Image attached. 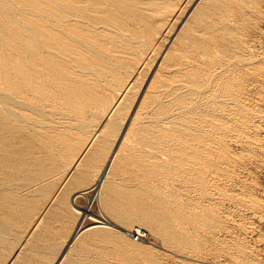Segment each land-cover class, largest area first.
Returning <instances> with one entry per match:
<instances>
[{
	"label": "rangeland",
	"instance_id": "rangeland-1",
	"mask_svg": "<svg viewBox=\"0 0 264 264\" xmlns=\"http://www.w3.org/2000/svg\"><path fill=\"white\" fill-rule=\"evenodd\" d=\"M197 2L177 0L168 11L156 17L154 28L146 37L150 42L149 60L140 70L136 87L123 99L122 109L119 107L116 111L117 116H128L129 110L138 109L150 126L149 131L147 129L145 140L139 135L134 136L136 133L125 132L126 136L123 133L117 149L124 156L112 164L101 191L96 186L98 177L116 147V141L109 148L100 149L96 143L90 145L91 131L95 126L90 113H78L77 117L83 115L89 119L87 127L72 129L74 132L70 130L72 140L64 135L70 142L67 141L64 148H54V174L48 173L43 180L33 178L30 181L19 177L8 180L11 183L7 181L8 187L14 190L9 188L12 194L21 198L25 196V199L28 196L24 207L26 210L32 207V211L30 213L22 207L24 213L14 210L15 214L10 210L5 211V215L0 214L3 215L0 216V225L5 220L3 225H9L6 231L12 234L0 244V259H5L4 264H8L13 256H46L49 264L57 263L69 236L61 233L64 232L62 216L49 215V211L51 206L66 197L65 203L72 210H69L70 232L77 227L82 233L80 244L71 250L73 257L63 260V264H264V0H205L211 5L205 7L202 4L201 8L205 7L210 17L200 22L198 29L209 45L208 54L213 60L201 58L193 51L195 59L181 63L183 72L175 76L172 85V92L180 90L183 94H148L151 100L141 101L147 91L162 89L159 80L165 72H161L157 65L162 63L170 41L184 20L191 19L192 6ZM174 48L172 53L176 51L184 56L192 53L191 49L187 52ZM145 83L150 88L144 93ZM193 87L200 91L192 93L190 89ZM109 96L111 98L112 94ZM192 102L196 104L192 105ZM186 107L189 111L183 113ZM24 113L31 120L32 131L39 135L48 136L50 133L52 137L66 130L63 125L68 118L63 113L50 109L42 114ZM165 121L168 124H163ZM174 127L178 128V133L173 131ZM159 134L168 138L163 148L165 153L173 157L174 150L184 157L182 170L185 172L178 168L175 158L170 165L162 164L157 168L148 164L157 159L156 152L162 153L156 145L166 139L164 135L158 139ZM67 146L71 147L66 149ZM179 149L184 154H179ZM135 150L140 151H137L140 155L136 152L140 157H134L135 160L125 157ZM14 183L18 184L15 186ZM81 191L86 193L75 198L80 214L74 210L71 200ZM105 192L108 200L104 198ZM107 201L111 209L107 207ZM6 214L14 216L7 217ZM129 214L134 217L130 218ZM158 216L166 219L160 221ZM40 217L44 220V224L41 223L43 231L47 233L45 241L39 234ZM104 218L130 233L143 230L145 240L136 241L131 235L94 220L103 221ZM54 244L60 245L56 246L59 252L55 255L40 250Z\"/></svg>",
	"mask_w": 264,
	"mask_h": 264
},
{
	"label": "bare ground",
	"instance_id": "bare-ground-1",
	"mask_svg": "<svg viewBox=\"0 0 264 264\" xmlns=\"http://www.w3.org/2000/svg\"><path fill=\"white\" fill-rule=\"evenodd\" d=\"M175 1L177 0H0V214L5 215V211L10 210H13V212L14 210H22V213L27 209L24 205L28 202V196L27 199H25V196L23 199L16 196V193L12 194L7 181L19 177H26L30 181L34 178L36 181L42 179L48 173L52 175L56 171V158L53 156L56 150L54 148L59 147L60 149V146H66L67 141L72 140L70 139L72 138L69 134L70 130L79 129L81 126L85 128L88 125V118L83 115L77 117L78 113H90L91 119L95 122L90 135L93 138L90 145L96 143L100 149L101 147L109 148V145L114 146L116 141V147L114 149L110 148L112 152H110L104 170L99 177L97 176L99 181L96 186L99 187L100 191L104 187L114 161L118 157L124 156L119 154L117 146L119 145L118 141L124 136L125 132L127 134H129L128 132L130 134L136 133L134 136L139 135L142 140L146 139V131L150 126L146 124L145 117L141 116L138 109L136 111L129 110L128 116L118 115L119 117L116 115L118 113L116 111L124 103L123 99L131 94L136 87L140 79V70L145 67L146 61L149 60L147 51L150 48V42L146 37L151 34L156 17L163 11H168ZM219 3L224 4V2ZM202 4L206 5L205 7L211 5H207L205 0H198L194 7L192 6L191 19L189 17L184 18L186 20H184V23L182 22L180 28L178 27V33L173 36L171 41L169 40L170 45L164 53L162 63L157 65L161 72H165L159 80L162 89L160 88V91H147L150 87H147L145 83L142 91L147 92L144 95L142 93L144 98L141 101L151 100L152 94H162V96L163 94H183L180 90L172 92V85L175 83V76L183 72L180 67L181 63L195 59L193 51L199 53L201 58L213 60L210 59L208 54L209 45L198 29L200 22L203 23L210 17L205 12V7L201 8ZM212 31L213 29L211 33ZM214 35L215 32H213ZM180 37L182 38L180 39ZM173 48L177 51L185 50L187 52L191 49L190 52L192 53L185 56L177 54L176 51L172 53ZM145 81H148V79ZM190 91L195 94L200 90L198 87H193ZM109 94H112L111 98ZM148 94L151 95L147 96ZM178 96L179 98L182 97L181 95ZM48 109L52 112L63 113L68 118L66 124L63 125L66 128V130L61 131L63 133H55L51 137L49 132H47L49 133L48 136L41 135L40 132V136L38 132L32 131L33 129L30 128V126L32 127L31 120L28 118V114L26 115L24 112L31 111L42 114ZM119 109L121 110L122 107ZM192 110H190V113ZM187 111H189L188 107L182 110L183 113ZM179 112H181V108ZM57 116L59 117V115ZM91 122L89 123L91 124ZM35 124L37 125V123ZM163 124H168V122L165 121ZM152 126H155V124L152 123ZM43 131H47V129ZM173 131L175 133L179 132L178 128L175 127ZM31 133H34L35 136ZM163 135L159 134L160 138L158 137V139L164 138L165 135ZM128 137L126 139H129ZM34 139L41 140L37 142ZM165 139L166 142H157L156 145V148L160 147L162 153L156 152L157 159H151L152 161L148 164L157 168L162 164L170 165V162L173 161L172 158H175L178 162V168L182 170L184 157L181 158L174 150H172L173 157L165 153L163 148L165 143L168 142V138L165 136ZM146 144H148V141ZM141 145L143 147L144 143ZM68 146L66 149L71 147ZM137 151L140 153L139 150H135L133 151L135 154L129 152V155L126 154L125 157L134 159L139 154ZM178 152L184 154L181 149ZM147 159L149 158L147 157ZM147 159L145 158L146 161H148ZM183 177H185V174ZM14 184L16 186L18 183ZM93 189L91 190L93 191ZM21 190L23 189L20 188ZM85 193L86 191L78 192L71 200L74 210L80 214L81 210L78 207L79 205L75 203V198L77 195ZM104 198L108 200L107 192H105ZM109 201H107V207L111 209L108 206ZM38 205L36 206L38 207ZM22 207L24 210L21 209ZM30 210L26 211L30 212ZM82 214L85 215L86 213L82 212ZM13 216L7 215V217L12 218ZM129 217L134 216L129 214ZM15 219L14 221H16ZM84 219L85 216L80 220L81 225ZM164 219L166 217L158 216V220L162 221ZM25 220L27 221V219ZM42 220H40L38 226L40 227V236L44 237L47 233L43 231L41 223L44 222ZM94 220L102 226H108L129 235L132 233L108 218H104L103 221ZM4 221L0 225V244H4L5 239L9 238L8 235L11 234L6 231L9 225H3ZM81 233L82 230L77 231L76 227L69 239L65 241L61 249V256H59L60 259H57L56 264H61L63 260L73 257L70 255L71 250L80 244L78 241ZM137 233L142 235V238L138 240L144 241L143 230L137 229ZM43 239L46 240L45 237ZM34 248L36 249L35 246ZM40 250L55 255L59 249L54 244L47 248H40Z\"/></svg>",
	"mask_w": 264,
	"mask_h": 264
},
{
	"label": "crops",
	"instance_id": "crops-1",
	"mask_svg": "<svg viewBox=\"0 0 264 264\" xmlns=\"http://www.w3.org/2000/svg\"><path fill=\"white\" fill-rule=\"evenodd\" d=\"M66 200H67V197L64 198L62 202H59V204H57L55 206H51L50 211H49V215H52V213H56L57 216H59V215L62 216V222L64 223V225H63L64 232H61V233H62V235H67V237L68 236L70 237L73 233V230H72V232H70V227L68 226V224L71 221L70 212L72 210H70L68 208L67 204L65 203ZM69 210H70V212H69ZM41 218L43 219V217H41ZM43 222H44V220H43ZM47 226H48V222H47ZM42 246L43 245H41V247ZM55 246L60 247L59 244H55ZM46 248H47V246H46ZM57 252H59V250ZM4 263H5V259H3V260L0 259V264H4ZM8 264H49V261L46 258V256H13L12 259H10L8 261Z\"/></svg>",
	"mask_w": 264,
	"mask_h": 264
},
{
	"label": "built area",
	"instance_id": "built-area-1",
	"mask_svg": "<svg viewBox=\"0 0 264 264\" xmlns=\"http://www.w3.org/2000/svg\"><path fill=\"white\" fill-rule=\"evenodd\" d=\"M131 236L133 237L134 240H138L142 238V235L138 234L137 232H134V233L132 232ZM143 238H145V235L143 236Z\"/></svg>",
	"mask_w": 264,
	"mask_h": 264
}]
</instances>
